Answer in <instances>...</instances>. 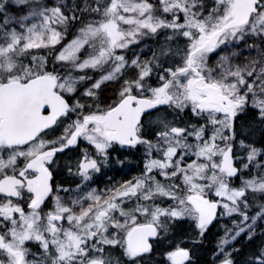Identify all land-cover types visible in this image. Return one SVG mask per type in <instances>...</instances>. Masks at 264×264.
Wrapping results in <instances>:
<instances>
[{
	"label": "snow or ice",
	"instance_id": "snow-or-ice-1",
	"mask_svg": "<svg viewBox=\"0 0 264 264\" xmlns=\"http://www.w3.org/2000/svg\"><path fill=\"white\" fill-rule=\"evenodd\" d=\"M0 264H264V0H0Z\"/></svg>",
	"mask_w": 264,
	"mask_h": 264
}]
</instances>
